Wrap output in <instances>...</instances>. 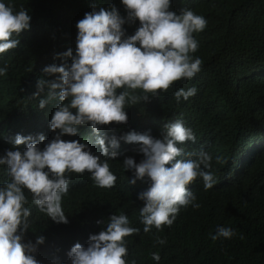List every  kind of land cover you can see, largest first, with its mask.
Wrapping results in <instances>:
<instances>
[{"label":"trees","instance_id":"trees-1","mask_svg":"<svg viewBox=\"0 0 264 264\" xmlns=\"http://www.w3.org/2000/svg\"><path fill=\"white\" fill-rule=\"evenodd\" d=\"M18 12L21 8L31 16L30 29L18 39L20 45L0 54V157L14 148L17 134L45 136L41 150L54 139L50 120L59 101L39 108V100L47 98L46 88L39 97L37 81L45 76L43 69L51 64H70L71 58L56 59L69 49L75 54L78 21L86 13L115 5L121 17L128 12L122 0H4ZM190 9L207 20L204 31L195 33L199 49L193 54L202 60L201 71L191 80L175 83L168 92L150 97L148 102L128 106L126 124L102 126L100 136L119 139V156L109 160L110 170L117 176L113 188L94 184L91 174H70L69 192L62 199L68 223L57 224L40 212L25 190L31 211L30 228L24 242L35 243L44 236L34 255L40 264H71L67 253L80 243L88 246L90 235L106 228L112 215L126 214L130 226L140 229L139 235L127 237L128 257L136 264H264V0H171L170 11L180 14ZM140 27L127 21L125 38ZM17 38V37H14ZM139 46V45H138ZM195 87L196 95L187 101L175 99L180 88ZM136 94L142 95L137 90ZM75 114V110H73ZM182 119L196 136V143L180 145L185 152L204 150L213 156L212 168L216 183L205 190L197 179L191 190L200 207L181 209L171 227L155 228L144 233L139 209L144 202L138 194L147 185L137 181L131 170L125 171L126 157L139 163L144 157L140 145L122 139L127 133L149 132L162 139L165 123ZM77 136L64 135L65 141L86 143L93 155H100L97 133L89 125L78 126ZM26 145L19 146L24 151ZM223 157L217 163L216 157ZM196 157H182V159ZM101 159H106L101 157ZM8 180L7 165L0 166V184ZM100 221L101 223H98ZM218 226L231 228V239L213 241ZM156 236L166 240L156 243ZM159 253L160 261L152 259Z\"/></svg>","mask_w":264,"mask_h":264},{"label":"clouds","instance_id":"clouds-1","mask_svg":"<svg viewBox=\"0 0 264 264\" xmlns=\"http://www.w3.org/2000/svg\"><path fill=\"white\" fill-rule=\"evenodd\" d=\"M122 3L128 12L127 20L115 5L97 10L93 4V10L76 25L75 54L69 49L55 57L71 58V63L51 64L43 69L45 76L56 79L40 78L34 97L47 88V98L39 100V108L59 101L50 120V129L56 133L54 139L41 150L40 144L46 139L43 134L38 137L17 134L14 139L17 150H8L6 156L0 157V166L7 165L8 175V180L0 184V264H40L34 254L38 245L45 243V237L37 236L35 243L24 242L31 216L25 206L28 204L25 190L40 212L57 224H67L62 199L69 192L71 173L88 172L101 188L110 189L116 184L117 176L108 161L119 156L116 151L119 139L115 135L100 136L101 127L126 124L128 106L148 102L150 97L168 92L175 83L191 80L201 71L202 60L193 54L199 49L194 34L207 27L203 16L190 9H183L180 14L170 11L171 0H122ZM137 19L140 27L125 38L123 25ZM30 22L26 9L16 12L0 0V54L20 45L18 37L30 29ZM6 71L0 68V75ZM137 90L142 95L136 94ZM196 92L195 87L180 88L175 99L187 101ZM89 124L97 133L100 155L86 150V143L61 138L77 136L78 126ZM161 136L162 139H155L149 130L143 134L133 131L122 137L127 143L140 145L139 152L144 157L139 163L126 157L123 168L133 172L129 184L141 181L147 185L138 194V199L144 202L139 213L146 234L153 228L161 232L165 226L171 227L182 208L200 207L190 188L197 179L203 181L205 190L216 183L210 171L213 156L204 150L185 152L180 146L196 143V136L182 119L165 123ZM21 145H26L24 151L18 150ZM185 156L196 158L182 159ZM215 159L217 163L223 162L221 156ZM139 233V228L130 226L126 214L112 215L104 230L90 235L87 247L76 243L67 255L71 264H129L126 238ZM234 235L231 228L218 226L211 239H231ZM156 243L165 244L166 240L156 236ZM151 256L160 261L159 253Z\"/></svg>","mask_w":264,"mask_h":264}]
</instances>
